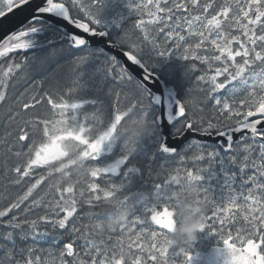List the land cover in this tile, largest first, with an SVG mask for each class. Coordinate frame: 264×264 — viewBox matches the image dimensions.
Listing matches in <instances>:
<instances>
[{"label":"snow or ice","instance_id":"6c2138e0","mask_svg":"<svg viewBox=\"0 0 264 264\" xmlns=\"http://www.w3.org/2000/svg\"><path fill=\"white\" fill-rule=\"evenodd\" d=\"M104 3L105 0H0V18L22 9L31 13L24 25L0 41V58L18 50H31L42 18L56 14L82 33L106 38L109 48L120 49L140 70L138 77L116 56L104 48L94 49L84 35L69 31L47 41L49 46L59 47L42 57L32 53L20 62L0 64V184L7 192L10 186L27 183L26 178L34 179L21 195L9 198L10 202L0 208V227L7 229L3 239L9 242L0 243V249L5 250L0 264H21L13 256L17 240L45 239L50 234H55L56 239L62 237L63 246L55 252L35 246L21 248V254L27 253L22 264H175L181 256L182 264H192V243L174 245L166 235L174 223V188L191 184L198 186V197L203 195L205 204L213 205L211 217H203L201 230L207 225L219 236L225 264H264V127H260L264 125V0H127L129 14L136 13L138 17L131 28L137 33L135 39L128 29L123 28L113 38L100 27L99 13ZM73 49L82 51L70 61L77 68L89 62L99 65L89 75L91 90L99 93L108 86L107 94L113 97L111 113L104 105L91 115L83 114L81 119L79 111L85 105H97V100L69 102L63 96L57 100L49 92L28 96L15 95L10 90L15 87L18 71L30 70L34 64L43 67L55 56ZM169 56L188 62L187 73L197 70V63L202 66L196 77L202 100L182 97L166 100L160 107L161 98L149 83L158 58ZM74 84L67 87L68 95L87 88L79 81ZM45 103L50 110L44 118H38L36 110ZM134 116L147 118L152 131L136 151L130 152L122 146L117 129ZM189 132L204 139L193 138L182 149L168 142L180 140ZM241 133L244 135L234 147V136ZM213 135L225 141L229 155L207 144L206 138ZM67 141L82 145L84 163L91 166L85 188L77 192L73 186L47 185L48 191L37 198L34 192L48 177L45 172L34 173L53 163L41 157L51 146L59 158ZM187 152L192 154L186 156ZM158 154L178 156L181 166L169 169L162 163L156 174L161 182L153 183L151 191H132V174L141 169L128 162L138 155L154 159ZM102 156L105 162L100 163ZM189 162L192 168L186 166ZM228 164L239 166L238 188L236 174L227 170ZM249 169L251 174L245 179ZM218 177L223 180L219 202L208 195L210 188L202 187ZM114 196L120 198L121 205L130 206L133 226H141L134 237L126 236L132 232L128 221L99 240L95 237L104 236L97 232L99 220L76 226L81 218L78 207H98ZM161 203L163 211L158 210ZM33 214L35 218H30ZM83 215L92 219L99 214L88 211ZM169 216L172 223L167 222ZM42 225H50L52 232L40 231ZM86 227L92 232L86 233ZM230 228L235 230V236L228 231ZM116 233L119 235L110 247ZM36 252H46L48 258L42 261Z\"/></svg>","mask_w":264,"mask_h":264},{"label":"trees","instance_id":"16d2710c","mask_svg":"<svg viewBox=\"0 0 264 264\" xmlns=\"http://www.w3.org/2000/svg\"><path fill=\"white\" fill-rule=\"evenodd\" d=\"M215 2H221V0H215ZM127 21L128 20H125L123 22L125 23L123 25V28L128 29L131 32V27L128 26V25H131V23L129 22L126 23ZM60 33L61 31L57 29L56 27L46 26L42 36L45 38V41L47 42L52 39H58V35ZM132 35L136 36L134 33ZM38 39L40 38L38 37ZM159 39L163 40V37L161 36L159 37ZM33 41H37V40L33 38ZM53 47H59V45H56V46L53 45ZM53 47L46 48V50L44 52L39 53L38 56L42 57L43 55L49 53ZM76 55H80V54H75L74 51L72 50L70 53H65L62 55L55 56L54 58L49 60L46 64H44L43 67L38 68L34 64L30 70L26 69L24 71L17 72V75H16L17 79L14 82L15 87L10 90L15 95L26 93L28 96L38 95L44 92H49V93H52L54 95V98L57 100H59L60 96H63V98L66 100H72V99H89V100L95 99L97 100L98 101L97 105L88 104L83 109H81L80 117L82 118H83L84 110L88 112L89 115H91L95 111L96 108H102L104 105L108 107V111L109 113H111L113 97H110L107 94L108 86L105 85V87L99 93L91 90L92 84L89 80V75L99 65L96 62H89L88 64L77 68L76 66L70 63V61ZM109 55H112V54H109ZM187 63L188 62H185L179 56H169L167 58L161 57V58H158L157 64L153 67L152 71L156 72L161 77L162 80L164 79L163 81L165 85L167 84L166 87L168 88L172 87L176 91L178 99L184 97L186 99L190 98L194 101L202 100L203 96H202V93L199 91V87L201 86L198 87L197 81H196V77L201 74L200 71L198 70L201 67V65L197 63V70L187 73ZM3 64H6V63H3ZM81 73H85V75L82 78L80 77ZM96 79L98 80V77H96ZM38 81H43V82L37 83ZM76 81H79L80 84H87V88L83 92H76L71 95H68L67 87L75 86L74 82ZM189 89L192 90L190 93L188 91ZM87 93H91V94L94 93L95 95L92 98L91 95H88ZM221 94L222 95L224 94L223 90L221 91ZM237 98L239 99L242 97H237ZM50 107H51L50 105H47L45 103L43 104V107L38 108L36 110L38 112V118H44V116L49 112ZM207 144L216 146L210 143H207ZM63 149H64L65 157L58 159L53 163H50L48 168L44 171L45 175L48 177V180L45 183H43L41 186H39L38 189L34 192V196H36L37 198L41 195H44V193L48 191L47 185H51V186L62 185L64 187L73 186L77 192L85 188V185L88 179V171L91 166L84 163V160H83L84 149L82 145L74 143L73 141H67L64 143ZM221 153L225 156L230 154V153L227 154V152L224 153L222 151ZM191 154H192L191 152L185 153L186 156H190ZM178 159H179L178 156H167V155H160V154H158L154 159H149V157L147 156H139V155L131 159L128 162V164L130 163L129 166H131L132 164H135L141 169L140 173L132 174V179H133L132 191H138V190L151 191L153 183L161 182L157 178V175H156L157 172L160 171L159 166L163 163L165 164V167L169 169L174 168V167H180L181 165L178 164ZM99 162L100 163L105 162V158L102 156ZM206 164L207 162L205 161L203 166H206ZM228 165L230 166V168L228 167L227 170L230 173L236 174L235 186L238 188L241 182L239 166L231 165V164H228ZM186 166L188 168L193 167V165L190 162ZM216 167L218 171L219 165H217ZM50 173H55V174L50 175ZM250 174H251V170L249 169L246 171L244 178L246 179V176ZM115 179H119V177H116ZM26 180H27V183H22L20 186H10L7 192L4 191L2 184H0V208H2L8 202H10L9 198L15 197L16 195H21L23 191L26 190L28 184L34 182V179L26 178ZM97 182H100L103 184V181H101L99 178H97ZM222 182H223L222 177H218L216 179H213L212 181H206L202 185V187L210 188L211 191L209 192L208 195L213 200H216L217 202H219V199L222 195L221 193ZM19 189L20 191L18 192ZM176 189L178 188H174V190ZM47 199L48 200L52 199V196L49 195ZM199 199L203 200L204 196L201 195ZM103 204L104 202H100L98 207H93V208H90L86 204L83 205L82 209L78 207V213L80 214L81 218L78 221H76V226L77 227H80L81 225L88 226L91 223H93L95 220L104 219L106 215L102 218L95 216L92 219L83 215L84 212H88V211H92L98 214L103 212L102 210ZM162 207H163V204L161 203L158 206V210L161 209ZM212 211H213V205L211 203H207L204 215L211 217ZM30 218H35V214H33V216ZM133 219H134V215L130 213V215L128 216L127 226L128 228H132V232L126 234V236L132 235L134 237L135 232L138 231L139 228L141 227L139 224L133 226L132 224ZM208 223L210 224L211 221H209ZM237 227H239V225H237ZM217 229H219V223H217ZM39 230L40 231L47 230L50 233L52 232L50 225H42ZM5 231H7V229L0 227V243L8 244L9 242L3 239V234ZM84 231L86 233H91L92 229L90 227H86ZM228 231H232L233 236H235L234 229L230 228L228 229ZM204 234H206L205 237H200L201 235H204ZM108 235H110V233H104L103 237L96 236L95 239L97 240L102 239V238L106 239ZM116 235L117 233L113 234V240L109 244L110 247H112L115 244ZM197 238L201 240H197ZM197 238L194 240V244L196 247L200 248L201 250H206L207 248L213 245H219L222 243L221 241H219L220 239L219 236L216 235L213 232V229H211L207 225L204 230H199L197 232ZM60 239H62V237ZM60 239H56L55 234H50L45 239H35L34 240L32 238H29L28 240H25V241L17 240V245H16L15 251L13 252L14 253L13 256L16 260L21 259L22 261L21 260L19 261H21V264H22L23 260L27 256V253L21 254L19 249L27 248L29 246H35L38 248L42 247L43 249H50L53 251L58 248V246L55 245V243ZM79 243L83 244V241L81 240L79 241ZM9 247H11L10 244H9ZM193 250H194V247H191L190 251H193ZM4 255H5V250L0 249V258H3ZM35 255L40 256L42 261L48 258L46 252L44 253L36 252ZM181 258L182 256L179 257L176 260V262H179Z\"/></svg>","mask_w":264,"mask_h":264},{"label":"clouds","instance_id":"9594fccd","mask_svg":"<svg viewBox=\"0 0 264 264\" xmlns=\"http://www.w3.org/2000/svg\"><path fill=\"white\" fill-rule=\"evenodd\" d=\"M152 131L150 121L143 117H132L122 122L117 129L122 146L128 151H136L140 144ZM199 188L195 184L186 185L174 190L175 200L172 209L175 213L174 223L166 234L167 239L174 245L186 246L197 238V232L201 230V224L206 209L205 201L198 197ZM120 198L114 196L105 201L103 212L107 213L104 219L99 220L97 232L108 233L116 229L120 224L128 221L130 206L119 203Z\"/></svg>","mask_w":264,"mask_h":264},{"label":"water","instance_id":"95a60500","mask_svg":"<svg viewBox=\"0 0 264 264\" xmlns=\"http://www.w3.org/2000/svg\"><path fill=\"white\" fill-rule=\"evenodd\" d=\"M30 11L27 9L16 10L14 13H10L6 18H0V41H2L7 35L11 34L12 32L18 30L22 25H24L27 20L30 18ZM43 21L53 24L57 26L64 32H76L77 34L84 35L86 39L89 40L90 44L93 46L102 45L118 58V60L123 64L124 67H127L130 72H132L136 76H140V70L132 65L130 61L122 54V51L117 48H109L107 45V40L104 37H92L88 34L80 32V30L75 29L71 25H67L66 22H63L62 17L51 14L42 18ZM149 87L153 91V93L161 98V105L163 107V102L170 99H176V91L174 89H169L166 87L165 84L156 80L155 76L152 80V83H149ZM260 127H264L261 125ZM167 130V129H166ZM240 135H244V133L237 134L234 136V143L236 140L239 139ZM214 141L221 145L225 143V141L220 140L219 138H214ZM170 144H174L178 149L181 147V144L178 143L177 140L169 139L168 141ZM225 149V147H224ZM171 217L167 218V222L169 223ZM164 222V221H161ZM222 247H212L206 253H197L192 256V264H225V258L220 252Z\"/></svg>","mask_w":264,"mask_h":264},{"label":"rangeland","instance_id":"374dc122","mask_svg":"<svg viewBox=\"0 0 264 264\" xmlns=\"http://www.w3.org/2000/svg\"><path fill=\"white\" fill-rule=\"evenodd\" d=\"M129 11L130 10L127 7V0H105V3L101 7V10L99 13L100 19L102 21L100 26H104L105 28H107L109 33L111 34V36H113V38H115L116 36L121 34V32L123 30V25L125 24L123 22L125 20H128L126 23H128V22L131 23V25H128V26H130L132 28V25L134 24V22L138 18L136 13L129 14ZM117 21H119V23H117ZM130 34L132 35L133 32H130ZM134 34L137 35V33H134ZM135 37L136 36H133V39H135ZM75 54H80V53H75ZM37 55H39V53H37ZM77 56H79V55H77ZM85 113L88 114V112H86L84 110L83 114H85ZM78 116H79V118L82 119V117H80L81 116V110L79 111ZM46 150L47 151H45L44 157H41V159L42 158H49V160H52L55 158L56 160H58V159L65 157L64 149L59 151V158L57 157L56 154L53 153L51 146H49ZM108 156L110 157L111 154H108ZM19 191H20V189L18 190V192ZM192 247H194V250L198 249V247L195 246L194 241H192Z\"/></svg>","mask_w":264,"mask_h":264},{"label":"flooded vegetation","instance_id":"af4514ba","mask_svg":"<svg viewBox=\"0 0 264 264\" xmlns=\"http://www.w3.org/2000/svg\"><path fill=\"white\" fill-rule=\"evenodd\" d=\"M46 26H48V25H46L45 23H43V22H41V28H40V30H42V29H44ZM50 27V26H49ZM101 28H104V26H100ZM39 30V31H40ZM110 34V33H109ZM39 38L40 39H38L39 40V42H40V44H41V48L39 47V45H35L34 43H33V45H34V47L31 49V50H28V51H20V50H18L17 52H15V53H10L9 55H8V57H6V58H0V64H3V63H8V62H11V61H15V62H20L21 61V59L24 57V56H31V54L32 53H41V52H44L45 50H46V48H51V47H53V46H49L47 43H46V41H45V38L43 37V36H39ZM56 45H59V44H56ZM56 45H54V46H56ZM98 48H101V47H97V48H94V49H98ZM73 51H74V53H82V51L81 50H78V49H73ZM106 51V50H105ZM107 53H109V54H111L110 52H108V51H106ZM80 55H82V54H80ZM77 56V55H76ZM102 59H103V57H101ZM18 72H20V71H18ZM17 75V74H16ZM191 139H193V138H191ZM191 139H189L186 143H188ZM185 143V144H186ZM212 144V143H211ZM213 145H215V144H213ZM217 146V145H216ZM234 146H235V144H234ZM42 159H48L49 160V158H42ZM52 161V160H51ZM53 162H55V161H53Z\"/></svg>","mask_w":264,"mask_h":264},{"label":"bare ground","instance_id":"6f19581e","mask_svg":"<svg viewBox=\"0 0 264 264\" xmlns=\"http://www.w3.org/2000/svg\"><path fill=\"white\" fill-rule=\"evenodd\" d=\"M57 29H59V28H57ZM61 32H64V31H62L61 29H59ZM93 48H97V47H101V48H104L106 51H108V52H110V53H112L111 51H109L108 49H106L104 46H102V45H98V46H92ZM118 49V48H117ZM120 50V49H119ZM118 59V58H117ZM202 67V66H201ZM154 73V76H155V78H156V80H158V81H160V82H162L163 84H165L164 83V79L162 80L161 79V77L156 73V72H153ZM166 86H167V84H166ZM168 88V87H167ZM169 89H173L172 87L171 88H169ZM178 91V90H177ZM177 95V94H176ZM222 95V94H221ZM179 97H180V95H179ZM176 99H178V97H176ZM191 138H195V139H204V138H202L198 133H191V132H189V133H187V134H185V136L182 138V139H180V140H177L178 141V143L179 144H181V147L179 148V149H181L184 145H185V143L189 140V139H191ZM214 138H216L215 137V135H213L212 137H210V138H206V142L207 143H212V144H215V145H217V147L218 148H220L221 146L218 144V143H216V141H214ZM235 144V143H234ZM224 149H222L221 151H223ZM225 153V152H224ZM227 154H229L228 152H227ZM130 164V163H129ZM228 167L230 168V166L228 165ZM237 169H238V167H237ZM236 171V170H235ZM234 171V172H235ZM3 199V198H2ZM1 199V200H2ZM5 200V199H4ZM130 219V218H129ZM49 240V239H48ZM6 242V241H5ZM8 242V241H7ZM47 244V243H46ZM51 245H52V243H51ZM38 248V247H37ZM42 248V247H41ZM45 248V247H44ZM50 250V249H49ZM44 253V252H43ZM14 254V253H13ZM40 254V253H39ZM16 256V255H15ZM17 258V257H16ZM19 260H21V259H19ZM22 261V260H21Z\"/></svg>","mask_w":264,"mask_h":264}]
</instances>
